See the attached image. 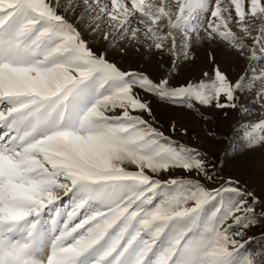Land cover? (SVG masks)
<instances>
[{
    "label": "snow or ice",
    "instance_id": "1",
    "mask_svg": "<svg viewBox=\"0 0 264 264\" xmlns=\"http://www.w3.org/2000/svg\"><path fill=\"white\" fill-rule=\"evenodd\" d=\"M221 43L244 73L214 63L173 85L180 61ZM141 48L173 66L154 79L109 59ZM262 60L264 0H0V264H264L246 247L264 196L166 135L146 99L257 108L234 131L264 149Z\"/></svg>",
    "mask_w": 264,
    "mask_h": 264
},
{
    "label": "rangeland",
    "instance_id": "2",
    "mask_svg": "<svg viewBox=\"0 0 264 264\" xmlns=\"http://www.w3.org/2000/svg\"><path fill=\"white\" fill-rule=\"evenodd\" d=\"M102 46L94 45L97 49ZM210 54L214 60L210 58ZM109 59L117 62L125 70L147 72L154 79L159 78L173 66L172 56L165 55L161 59L158 53L148 52L144 48L139 51L130 49L127 54L110 52ZM214 63L218 64L233 79L244 73L249 64L235 52L228 51L222 43L206 44L196 50L194 60L179 62L176 73L172 77L173 85L178 86L190 80L201 79L205 72L211 76ZM162 64L165 66L164 69L161 68ZM254 68L256 72L264 71V60L257 62ZM141 95L144 94L141 93ZM146 99L151 102L153 114L158 121L156 126L161 128L166 135H170L174 140L181 143L198 148L202 153L210 156L213 161H225V166L220 171L221 177L239 179L242 187L258 196H264V149L246 150L242 134L234 131V126L241 119L245 122L259 119L261 114L257 108H253L254 114L245 116L229 110L227 117H225L222 110L215 108L197 105L195 109H187L186 107L161 103L152 96H147ZM250 101L251 97H248L244 103L248 105ZM202 117H207V119ZM145 119H148L146 115ZM171 123H175L178 129H187L188 134L182 135L179 131L170 133L169 125ZM209 131L216 133L215 138L207 134ZM176 175H183V173ZM160 178L168 179L169 177L161 176ZM263 233L264 225H259L248 231L246 239Z\"/></svg>",
    "mask_w": 264,
    "mask_h": 264
},
{
    "label": "trees",
    "instance_id": "3",
    "mask_svg": "<svg viewBox=\"0 0 264 264\" xmlns=\"http://www.w3.org/2000/svg\"><path fill=\"white\" fill-rule=\"evenodd\" d=\"M246 247L250 252H264V233L251 238Z\"/></svg>",
    "mask_w": 264,
    "mask_h": 264
}]
</instances>
